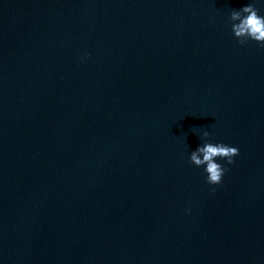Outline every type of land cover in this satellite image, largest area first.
<instances>
[{"label": "water", "instance_id": "obj_1", "mask_svg": "<svg viewBox=\"0 0 264 264\" xmlns=\"http://www.w3.org/2000/svg\"><path fill=\"white\" fill-rule=\"evenodd\" d=\"M247 2L0 0V264H264ZM204 131L239 150L218 185Z\"/></svg>", "mask_w": 264, "mask_h": 264}, {"label": "clouds", "instance_id": "obj_2", "mask_svg": "<svg viewBox=\"0 0 264 264\" xmlns=\"http://www.w3.org/2000/svg\"><path fill=\"white\" fill-rule=\"evenodd\" d=\"M258 3H264V0H249L239 8L231 10L227 16L231 33L241 45L254 41L258 46L264 47V15L259 13ZM202 136L206 139L190 151L188 160L201 168L205 183L218 185L227 170L226 165L234 162L233 157L238 155L239 150L223 142H211L208 131H204ZM219 160H223L225 164L222 165ZM211 190L214 191V188ZM189 211L190 209H185L186 213Z\"/></svg>", "mask_w": 264, "mask_h": 264}]
</instances>
